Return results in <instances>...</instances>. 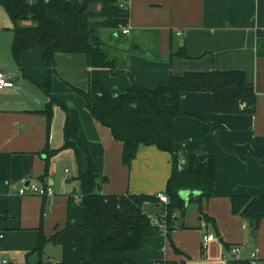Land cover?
I'll return each instance as SVG.
<instances>
[{"label":"crops","instance_id":"1","mask_svg":"<svg viewBox=\"0 0 264 264\" xmlns=\"http://www.w3.org/2000/svg\"><path fill=\"white\" fill-rule=\"evenodd\" d=\"M127 8L128 17L93 23L112 67L89 68L84 54L57 53L51 74L55 102L45 90L50 73L44 51L27 50L18 63L12 51L13 24L0 9V70L15 82L14 87L0 90L1 255L8 264H81L83 208L78 175L80 167L86 170L87 157L81 151L79 164L73 148L60 149L67 116L77 125L99 174L107 178L100 192L166 190L172 155L155 145H141L131 164L125 165L123 143L91 115L75 89L86 90L92 80L125 92L133 82L154 87L168 83L172 75L239 70L254 85L253 114L217 113L211 92L193 91L182 94L183 114L174 121L176 151L215 156V195L204 202L203 211L215 220L216 228L201 219L199 204L192 203L183 218L185 227L172 231L173 242L165 232L148 237L127 258L131 264L170 260L227 264V246L239 245L245 259L255 253V264H264V218L254 239L248 222L231 209L234 196H264V0H128ZM124 27H129L128 33ZM184 47L190 58L173 57ZM49 104L50 120L45 113ZM52 149L60 150L48 155ZM24 181L50 185L54 195H20ZM142 210L152 218L167 212L162 202H145ZM41 231L50 240L39 253ZM205 233L215 236L206 248Z\"/></svg>","mask_w":264,"mask_h":264},{"label":"trees","instance_id":"2","mask_svg":"<svg viewBox=\"0 0 264 264\" xmlns=\"http://www.w3.org/2000/svg\"><path fill=\"white\" fill-rule=\"evenodd\" d=\"M9 15L14 31L13 56L20 63L21 55L31 49H42L49 67L50 78L45 90L52 96L51 74L55 69L57 53L84 54L89 68H110L102 44L93 30V23L111 17H128V9L120 7V0H0V9ZM173 57L190 58L185 47ZM85 100L91 115L111 130L113 137L123 143L122 160L127 166L137 155L139 146L155 145L172 155V173L165 194L166 215L152 218L145 214V202H161L158 194H104L99 191L107 178L88 148L79 137L75 122L67 116L64 126L65 143L60 148H73L81 164L80 153L87 157V168L80 167V203L83 208L81 264H131L129 251L138 250L145 240L165 232L172 241V231L184 228L183 218L192 203H198L200 217L212 223L213 218L203 211L204 202L215 195L216 159L205 152L176 151L174 121L183 114L182 94L209 91L217 113L253 114L257 95L244 71L187 72L172 75L168 83L154 87L135 82L125 91L111 89L99 81H90L88 88L75 89ZM45 113L50 120V104ZM60 149L47 151L55 154ZM49 159L45 173L49 172ZM181 190L199 191L191 195L187 205ZM232 213L241 216L252 230H258L264 218V196L238 195L232 198ZM55 236L51 238L54 240ZM50 240L41 231L36 251L43 252ZM173 242V241H172ZM176 253L181 251L173 244ZM231 246H227L228 251ZM153 264H179L175 260L155 261ZM227 264H250L248 259L228 260Z\"/></svg>","mask_w":264,"mask_h":264},{"label":"built area","instance_id":"3","mask_svg":"<svg viewBox=\"0 0 264 264\" xmlns=\"http://www.w3.org/2000/svg\"><path fill=\"white\" fill-rule=\"evenodd\" d=\"M30 1H34V0H30ZM127 3H128V0H121L120 7L124 9H128ZM123 32L128 33L129 27H124ZM14 86H15V82L11 78V76L7 72L0 70V90L4 88H8V87H14ZM18 193L20 195H25L29 193V194L37 195L40 197H49V196L54 195V190L50 185H42V184L31 182V181H24L19 186ZM158 196L162 203L166 204L169 202V199L165 193H159ZM2 237H3V234H0V238ZM214 238L215 236L213 233H205L203 237V247L206 248L209 242H211ZM230 259H234V260L245 259L242 256L241 246L233 245L230 247V250L224 255V260L227 263L228 260ZM247 259L249 260L250 264H255L257 260L255 253H252L250 258H247ZM8 263H9L8 260L1 255V249H0V264H8Z\"/></svg>","mask_w":264,"mask_h":264},{"label":"water","instance_id":"4","mask_svg":"<svg viewBox=\"0 0 264 264\" xmlns=\"http://www.w3.org/2000/svg\"><path fill=\"white\" fill-rule=\"evenodd\" d=\"M180 195L181 197L185 200V203L187 205H189L190 203V199H191V195H193L194 197L200 195V192L199 191H191V190H181L180 191ZM250 235L252 236V238H256V235H257V231L256 230H252L250 232Z\"/></svg>","mask_w":264,"mask_h":264},{"label":"rangeland","instance_id":"5","mask_svg":"<svg viewBox=\"0 0 264 264\" xmlns=\"http://www.w3.org/2000/svg\"><path fill=\"white\" fill-rule=\"evenodd\" d=\"M76 181V179H74ZM77 182V181H76ZM79 187V186H78ZM80 188V187H79ZM80 191V190H79ZM80 196V195H79Z\"/></svg>","mask_w":264,"mask_h":264}]
</instances>
